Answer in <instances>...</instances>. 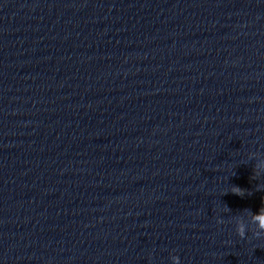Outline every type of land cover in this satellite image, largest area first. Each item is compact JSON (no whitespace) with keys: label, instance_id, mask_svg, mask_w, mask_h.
<instances>
[{"label":"clouds","instance_id":"1","mask_svg":"<svg viewBox=\"0 0 264 264\" xmlns=\"http://www.w3.org/2000/svg\"><path fill=\"white\" fill-rule=\"evenodd\" d=\"M233 192L236 195H243V191L239 188H233ZM252 220L256 226V232L254 235L259 238L264 235V208H261L258 212L252 213ZM237 232L241 238H245L247 232V226L240 222L237 224ZM176 258H174L175 260Z\"/></svg>","mask_w":264,"mask_h":264}]
</instances>
